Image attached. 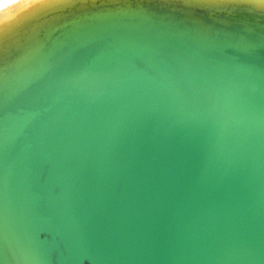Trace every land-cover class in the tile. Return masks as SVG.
I'll use <instances>...</instances> for the list:
<instances>
[{"label": "water", "instance_id": "water-1", "mask_svg": "<svg viewBox=\"0 0 264 264\" xmlns=\"http://www.w3.org/2000/svg\"><path fill=\"white\" fill-rule=\"evenodd\" d=\"M0 264H264V5L0 7Z\"/></svg>", "mask_w": 264, "mask_h": 264}, {"label": "snow or ice", "instance_id": "snow-or-ice-1", "mask_svg": "<svg viewBox=\"0 0 264 264\" xmlns=\"http://www.w3.org/2000/svg\"><path fill=\"white\" fill-rule=\"evenodd\" d=\"M7 3H16L17 0H6ZM185 7H195L205 3V0H182ZM261 5H264V0H259Z\"/></svg>", "mask_w": 264, "mask_h": 264}, {"label": "bare ground", "instance_id": "bare-ground-1", "mask_svg": "<svg viewBox=\"0 0 264 264\" xmlns=\"http://www.w3.org/2000/svg\"><path fill=\"white\" fill-rule=\"evenodd\" d=\"M9 3L6 2V0H0V7L5 6Z\"/></svg>", "mask_w": 264, "mask_h": 264}]
</instances>
